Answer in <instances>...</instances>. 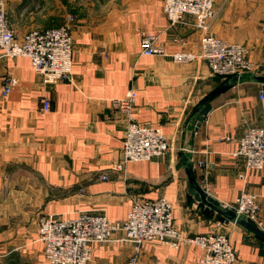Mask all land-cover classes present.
<instances>
[{"label":"crops","instance_id":"crops-1","mask_svg":"<svg viewBox=\"0 0 264 264\" xmlns=\"http://www.w3.org/2000/svg\"><path fill=\"white\" fill-rule=\"evenodd\" d=\"M17 35L54 27L70 14L45 7L44 0H5ZM164 0H118L108 17L76 14L72 22L73 82L44 83L27 56H0V264H51L38 239L39 218L73 217L81 212L126 219L134 197L166 196L174 203L176 225L187 235L215 230L230 236L236 264H264V238L221 215L189 191L184 156L209 163L211 198L231 202L241 190L261 194L264 172H246L245 159L233 152L249 127L264 122V0H215L210 32L242 42L258 74L245 73L209 101L213 107L199 121L202 102L230 80L212 72L205 60L177 62L176 51L199 52L204 31L192 14L171 24ZM156 33L163 53L141 54L143 35ZM1 51V50H0ZM13 73L19 84L2 95V81ZM136 91V119L160 127L171 149L149 161H132L123 172L111 168L122 157L127 115L114 99ZM51 107L43 111V100ZM228 137V138H227ZM196 180L205 188L201 168ZM106 174L108 177L103 178ZM116 236H122L118 231ZM130 241L98 245L89 264H127ZM201 248L184 243L169 248L146 243L139 264H198Z\"/></svg>","mask_w":264,"mask_h":264},{"label":"built area","instance_id":"built-area-1","mask_svg":"<svg viewBox=\"0 0 264 264\" xmlns=\"http://www.w3.org/2000/svg\"><path fill=\"white\" fill-rule=\"evenodd\" d=\"M215 0H164L163 12L171 24L182 21L184 15L195 17V26L204 31L199 52L176 51L173 58L177 62L205 60L212 72L223 78H240L245 73L258 74L259 66L248 57L249 50L242 42L224 40L210 28L216 17ZM70 15L68 21L59 26L34 28L20 37L11 26L5 0H0V56L30 58L35 72L44 83L55 84L60 81L73 82V38ZM141 54L154 55L164 50L157 43L156 33H146L142 37ZM2 95L7 96L19 84V79L11 72L3 77ZM260 98H264V81L261 83ZM43 111L51 107V100H43ZM114 105L127 115V126L123 138L122 157L111 166L114 171L125 173L126 165L132 161H149L167 153L171 145L160 127L139 122L134 113L136 91L131 89ZM228 138V137H227ZM191 160L203 171L204 189L209 195L211 185L207 181L209 163ZM236 157L245 159L247 174L253 171L264 172V122L252 126L239 138L238 147L233 152ZM104 179L108 176L104 174ZM223 207L233 210L256 226L264 229V212L261 194L241 190L233 201L223 203ZM174 203L166 196L155 199L134 197L126 219L113 220L105 213L79 212L73 217L58 218L43 215L39 218L38 239L43 243V254L51 264H89L95 248L107 242L130 241L134 253L127 264H139L142 246L158 242L166 247L177 249L184 243H193L201 248L198 264H236L237 252L228 234L220 231L227 220H217L215 230L187 235L176 225ZM122 231V236H116Z\"/></svg>","mask_w":264,"mask_h":264},{"label":"water","instance_id":"water-1","mask_svg":"<svg viewBox=\"0 0 264 264\" xmlns=\"http://www.w3.org/2000/svg\"><path fill=\"white\" fill-rule=\"evenodd\" d=\"M258 79H260L262 82L264 81V76H257ZM237 78H231L230 80L224 82L220 87L215 89L203 102L202 104L196 109L200 110V114L197 116V121L200 120V118L204 117L213 107L209 101L214 99L217 95H219L221 92H223L228 87L232 86L236 82ZM184 166L187 171V175L190 180V189L189 191L195 196V198L204 204H207L209 207L220 213L221 215L225 216L226 218L237 221L244 226L248 227L252 231H254L256 234L264 238V229L259 228L256 226L253 222H250L246 219H243L242 217H238L237 214L230 209H227L226 207H223L220 202L214 200L211 198V195H209L197 182L196 175L194 171V162L191 160L190 157L184 156Z\"/></svg>","mask_w":264,"mask_h":264},{"label":"rangeland","instance_id":"rangeland-1","mask_svg":"<svg viewBox=\"0 0 264 264\" xmlns=\"http://www.w3.org/2000/svg\"><path fill=\"white\" fill-rule=\"evenodd\" d=\"M118 0H44L47 8L62 10L72 16L84 14L96 18L108 17ZM75 19V18H74ZM44 28V27H43Z\"/></svg>","mask_w":264,"mask_h":264}]
</instances>
